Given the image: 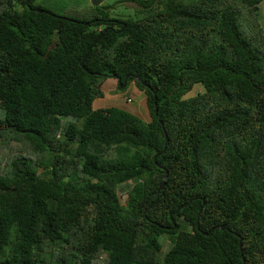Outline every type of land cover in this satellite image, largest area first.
<instances>
[{"label":"trees","instance_id":"obj_1","mask_svg":"<svg viewBox=\"0 0 264 264\" xmlns=\"http://www.w3.org/2000/svg\"><path fill=\"white\" fill-rule=\"evenodd\" d=\"M118 3L0 0V264H264V0Z\"/></svg>","mask_w":264,"mask_h":264},{"label":"rangeland","instance_id":"obj_2","mask_svg":"<svg viewBox=\"0 0 264 264\" xmlns=\"http://www.w3.org/2000/svg\"><path fill=\"white\" fill-rule=\"evenodd\" d=\"M118 1L120 0H102L99 7L109 6L111 8L110 17L112 18H134V15H136V13L133 14L132 9H134L133 7H135V5L129 3H123L124 4L123 5V4H119ZM140 1H144V0H140ZM180 1H193V0H180ZM35 4L36 6H40L42 8H46L52 11V13L56 15H72V16L84 17L88 13L90 14L94 13V9H93L94 6L92 5V0H35ZM257 22L262 30V33L264 34V14L262 11V5L259 6V10L257 12ZM105 81L106 84L115 83L111 79H106ZM200 91L201 88L195 86L194 89L185 97L194 96L196 93ZM104 92L105 94H107L106 88H104ZM116 92H120L121 94H123L128 91L121 92L116 89ZM141 96H143L141 93L137 94L136 96L133 95L132 98L133 102L130 105L132 107L133 106L137 107L140 104L139 102L143 99V97ZM127 97H125V99L124 97L121 99L126 100ZM6 165H7V159L0 158V172L6 170ZM133 184L134 182L132 181L127 183V185L123 184L120 187L121 189L118 192L120 197L122 196L121 198L122 200H124L126 191H128L133 186ZM166 241L169 242L166 238L162 239L161 243H164Z\"/></svg>","mask_w":264,"mask_h":264},{"label":"crops","instance_id":"obj_3","mask_svg":"<svg viewBox=\"0 0 264 264\" xmlns=\"http://www.w3.org/2000/svg\"><path fill=\"white\" fill-rule=\"evenodd\" d=\"M111 80H113L115 83H108L106 84V81L103 83V90L104 88H106L107 90V94L105 95L104 98L102 99H97L94 101L93 103V108H105V107H116V108H120V109H125L128 110L136 115H139L141 117H145L146 116V110H145V105H144V100L142 99L139 103V105L137 107H132L130 104H127L125 102V97L127 96H133V95H137L141 92H139L134 86H131L130 88H128V92H125L123 94L117 93L115 90H113L115 84H116V80L109 78ZM130 91V92H129ZM138 91V93H137ZM105 94V92H104ZM142 94V93H141ZM127 95V96H126ZM124 99H121L123 98ZM143 97V96H141Z\"/></svg>","mask_w":264,"mask_h":264},{"label":"water","instance_id":"obj_4","mask_svg":"<svg viewBox=\"0 0 264 264\" xmlns=\"http://www.w3.org/2000/svg\"><path fill=\"white\" fill-rule=\"evenodd\" d=\"M101 3V0H92V5L94 7H97L99 6ZM39 12H41V10H39ZM91 51V48L89 49L87 55L85 56V58L83 59L82 61V64L85 62L89 52ZM125 85V82L123 84H121L120 86L123 87ZM156 112V110H155ZM166 143H167V137L165 136V146H166ZM166 179H167V171H165L164 175H163V178H162V181L157 189V194H159L160 191H163L165 189V185H166ZM200 211L201 209L199 210V212L197 213V226H198V219H199V214H200ZM221 230H224L225 227L222 226L220 227ZM239 248H240V251H241V254H242V240L240 239V242H239ZM242 260L244 261V258H243V254H242Z\"/></svg>","mask_w":264,"mask_h":264},{"label":"built area","instance_id":"obj_5","mask_svg":"<svg viewBox=\"0 0 264 264\" xmlns=\"http://www.w3.org/2000/svg\"><path fill=\"white\" fill-rule=\"evenodd\" d=\"M126 101H127V103H130L131 102V99H127Z\"/></svg>","mask_w":264,"mask_h":264},{"label":"clouds","instance_id":"obj_6","mask_svg":"<svg viewBox=\"0 0 264 264\" xmlns=\"http://www.w3.org/2000/svg\"><path fill=\"white\" fill-rule=\"evenodd\" d=\"M112 78V77H111ZM113 79V78H112ZM126 100H127V98H126ZM127 104H130V103H127Z\"/></svg>","mask_w":264,"mask_h":264}]
</instances>
